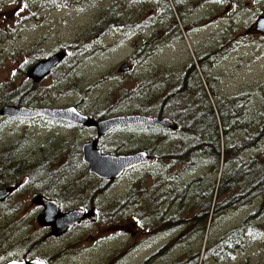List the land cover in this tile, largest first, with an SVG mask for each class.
Instances as JSON below:
<instances>
[{
    "label": "rangeland",
    "instance_id": "obj_1",
    "mask_svg": "<svg viewBox=\"0 0 264 264\" xmlns=\"http://www.w3.org/2000/svg\"><path fill=\"white\" fill-rule=\"evenodd\" d=\"M9 1L0 0V13L9 12L12 6ZM109 1L118 2L119 0H107V2ZM240 2L242 5L241 19L238 20L239 24L233 34L235 37L232 44L222 43L223 48L220 49L221 39H223L221 34L224 33V27L229 25L225 20L222 23L219 22L220 19L225 18L222 15L225 14V7L218 8L216 11H214V7H211L210 23L207 26L190 25L188 30V32H192L190 35L185 30V34H181L178 25L175 27L174 33L166 34L163 37L167 32V22L170 19L161 15L159 20L161 28L158 30L152 28V31L160 32L156 37L159 39L161 37V48L150 50L149 55L141 57L146 59L139 64L137 61L129 60V57L134 53L143 37H147L149 30L127 36V31L118 27L109 33L104 40H101L96 36L100 32L99 27L91 29L90 35H85L86 27L91 22L89 18H92L89 13L87 16L83 14L74 16L75 10L72 7L48 18L45 16V11L36 8L31 0H13V10H19L13 19V26L10 24L12 23L11 20L0 15V97L2 87L5 91L13 89V92L17 88L26 87V95L23 97L26 106L32 104L31 101L42 103V106L50 108H59L63 105L66 108L77 105V111L81 114L102 119L100 121L130 115L132 112H136L135 110H143L145 107L146 95L138 97L133 93L134 90L139 89L137 88L139 82H148L147 87L152 85V82L154 85L160 86L163 75L174 77L178 73H184L187 64L190 62L194 64V58L196 61V53L206 52L207 45L210 56L207 65L210 72L208 79L204 75L201 76L202 85L207 88L209 79L213 81V87L219 97L232 96L240 91L253 92L264 84V37L251 34L249 28L255 24L256 16L262 15L264 1L240 0ZM82 6L83 3L80 8ZM81 11L84 12L85 10ZM65 13L68 16L72 14L71 17L75 18L72 20L70 18V22L64 24V17H67L64 15ZM146 13L143 14L144 17L140 18L144 21H153L154 14L152 16L151 13ZM149 15L152 17L150 16V18ZM92 37H96V39ZM218 40H220V45ZM61 51L67 52L70 56L75 52L74 56L77 57V61H72L70 57H67L51 78L47 77L36 84L27 77V72H24L25 64L28 63L29 66H32L34 60L38 62L54 54H63ZM80 51H87L89 55L85 53L83 58L78 60V57L80 58L82 55V53L80 55ZM210 53L212 54L210 55ZM123 65L128 66L129 70L122 71ZM198 71L200 73L199 69ZM147 87L144 89L149 90ZM31 95L33 96L32 99ZM2 99L3 97H1ZM119 101L121 103H118ZM210 102L213 103V100ZM259 104L260 102L256 97L253 101L255 110ZM0 108L2 107L0 106ZM6 119L12 121H6ZM19 120L0 117V165L6 159L1 158L5 152L12 159V162L18 156L20 157L15 162H21V151L24 148H29L28 145L32 141L41 137L44 133L43 125H47L48 128L52 126L41 118L35 120L31 125L28 121ZM52 120L61 121L59 119ZM75 125L73 124V126ZM118 131L116 130L115 133L111 134V138L99 141V149L102 152L128 155L149 149V151L157 150L160 153V150L165 151L169 146L186 139V136L181 132L172 135L169 131L159 129H155L154 132L148 129ZM61 138H64L67 143L60 145V147L57 146L56 139L51 141L54 150L60 148L59 155L50 156V148L48 152L42 153V156L49 154L45 158L48 169L45 173L34 174V179H37L34 186L36 188L41 187L44 176L48 177L50 182L57 183L66 178V183L69 182L73 186L69 192L76 198L75 202H70L66 206L68 209L75 207L85 209L87 205L92 206L94 202L101 209L98 211L94 223L86 224L85 228H77V230L74 229L77 227L75 226L70 230V234L63 238L61 244L63 256L55 264H102V262L104 264H177L178 261L183 263L185 261L182 259L184 256L187 257V255L196 253L198 250L200 257L203 256L204 251L206 255L217 235L238 226L258 205L255 201L246 208L228 213L222 217L217 225L215 224L211 229L212 232L206 231L202 239L192 237L188 245H169L167 254L161 253L160 257H156L155 253L164 250L169 242L172 243V239H175L173 242H176L178 234H175L172 229L160 228L157 220L145 224L144 222L140 223L141 216L139 218L136 215L133 216L128 203L131 197V189L135 186L138 195L142 194L140 192L152 193L151 199L155 197L156 202L164 201L163 189L160 183L156 181L159 176L158 171L163 164L141 169L140 173H130L127 176L128 181H123V186L116 190L120 193V197L121 194L123 197L126 195L128 197L127 201L120 202L117 200L120 198L115 196V192L107 196L108 188L99 190L101 185L96 184L94 179L97 177L89 174L88 165L81 161L83 144L96 141L94 132L73 131L72 129L68 131L65 129ZM148 141L151 142L147 145ZM155 141L160 143L157 145L160 148H155L152 144ZM13 146L17 148L13 152L14 158L12 157ZM3 151L4 153H2ZM58 166H61L63 171H58ZM25 167L26 164L21 165V168L24 169ZM202 171L203 168L197 173L201 174ZM133 179H141V182L135 183L132 181ZM95 186L99 188H95L96 190L93 192L88 190H92ZM139 187L142 189L139 190ZM66 190L68 187H64V192ZM32 192H36V190H32ZM78 197L85 199L84 201L80 200L82 204H79ZM30 198L29 196L23 197V202L16 205L14 209L17 211L22 207L20 212L24 214ZM190 201L191 198L187 199V202ZM110 204L116 205L113 210H111ZM196 208L195 202L188 204L187 209L190 217L194 215ZM31 209L32 206L28 210L31 211ZM162 209L166 212L174 210L166 202L162 205ZM20 212H16V216L13 217L16 223L13 225V238L21 235L23 225L32 226V229H28V233L35 237L36 231L39 229L37 224L34 225L30 218L22 219L19 216ZM145 217L142 216L143 219ZM0 223H2V218ZM150 226H154L153 228L157 230L156 233H153V228ZM122 227H124V231L121 229ZM183 228L188 231L191 229L188 224H184ZM11 235L10 229L2 230L1 240L6 243L3 244V247L0 246L2 252L3 248H9L8 243H10ZM257 235L249 239L236 256L225 258L218 263L211 259L209 264H264V230L263 233H257ZM45 240L46 236L40 233L38 241L44 242ZM27 241L25 239L26 243H28ZM119 250L121 251L117 256L116 253Z\"/></svg>",
    "mask_w": 264,
    "mask_h": 264
},
{
    "label": "trees",
    "instance_id": "obj_2",
    "mask_svg": "<svg viewBox=\"0 0 264 264\" xmlns=\"http://www.w3.org/2000/svg\"><path fill=\"white\" fill-rule=\"evenodd\" d=\"M79 53H82L81 56L85 53L89 55L87 51ZM36 61L34 60L32 66ZM198 62L201 64V60ZM29 65L25 64L24 72L31 68ZM172 77L163 75L160 80L161 87L154 85L152 81L155 87L151 84L147 87L148 82H139V89L133 93L138 97L146 95L145 107L132 114L167 117L177 126L175 132L169 133L174 135L181 132L186 139L176 142L165 151L160 150L158 155V161L163 165L158 171L156 181L163 189L164 201L156 202L155 197L151 199L152 193L140 192L142 194L138 195L135 186L131 189L128 206L133 216H141L140 223L157 220L160 228L172 229L178 234L176 242L172 239V243L169 242L164 250L155 253L156 257H160L161 253L167 254L169 245H188L192 237L202 239L205 232L211 231L222 217L257 201L258 205L238 226L213 239L206 255L203 250V256L200 257L198 250L184 256L183 263L177 262L209 264L212 259L218 263L236 256L249 239L264 230V84L253 92L240 91L232 96L219 97L213 81L209 79L207 88L202 85V77L198 74L196 65L191 62L184 73ZM204 77L209 78L208 75ZM146 87L149 90L144 89ZM1 89V107L26 106L23 99L26 87L17 88L14 92L13 89ZM154 90L156 92H152ZM256 97L260 102L257 110L253 106ZM212 100L213 103L210 102ZM147 129L152 132L155 130ZM149 142L151 141L147 145ZM152 144L155 148H160L157 147L160 143L155 141ZM145 151L149 153V149ZM150 152L152 153L149 155H154L155 151ZM10 164H13L12 159L8 157L7 165ZM202 168V173L198 174ZM132 181L137 183L141 179ZM189 198L190 202L197 205L191 217L187 209ZM165 202L174 208L172 212L162 209ZM115 206L110 204L111 210ZM91 208L98 211L101 209L98 205L85 207ZM142 216H146L145 219ZM184 224H188L191 229L185 230ZM156 231L153 228V233Z\"/></svg>",
    "mask_w": 264,
    "mask_h": 264
},
{
    "label": "flooded vegetation",
    "instance_id": "obj_3",
    "mask_svg": "<svg viewBox=\"0 0 264 264\" xmlns=\"http://www.w3.org/2000/svg\"><path fill=\"white\" fill-rule=\"evenodd\" d=\"M31 3L36 8H40L43 11H45L46 13L45 16H48V18L58 15L64 12L62 10H68V8H72V7H74L75 10L74 16H79L81 14L87 16L89 13V15L92 16V18H89L91 22L86 27L87 31L85 35L86 36L90 35L91 29H95L99 27L100 32L96 36L97 38H101V40L102 39L104 40L109 33H111L113 30L118 29V27L123 29L124 31H127L126 33L127 36L139 34L144 30H149V32L147 33V37L146 38L143 37L141 43L137 45L134 53L129 57V60L137 61V62H143L144 59L146 58L143 59L141 57L149 55L150 54L149 52H151L150 50L154 48H161V42H160L161 37L160 39L156 37L160 34V32L159 31L154 32V30L152 31V28L156 30L161 28V22H159V20L161 19V15L170 19L168 20L169 22H167L168 23L167 32L164 34L163 37H165L166 34L174 33L175 27L178 25L181 30V34L184 35L185 34L184 30H185L187 34L190 35L192 33L190 31L188 32L190 25L207 26L210 23L211 18L209 17V14L211 13L210 12L211 7H214V11H216L218 8L225 7L224 9L225 14H222L223 16H225V18L220 19L219 22L222 23L225 20L229 25L224 27L223 29L224 33L221 34L223 38L221 39V45H220V40H218L220 49H222L223 48L222 43H226V45L232 44L233 38L235 37L233 34L236 32L239 24L238 20L241 19V8H242L240 0H119L118 2L115 1L107 2V0H31ZM82 3L83 6L80 8ZM9 4L12 5L9 12L8 13L1 12L0 15H2L3 18H8L9 20H11L12 23L10 24L13 26V19L17 16L19 10L18 9L13 10V0L12 1L10 0ZM81 10H85V11L82 12ZM146 12L151 13V15L154 14L153 21H148L145 18L144 19L146 21H144L143 19L140 18V17H144L143 14H147ZM114 13H117V15L114 16ZM261 13L262 15L256 16L255 24L249 28V32L251 34L264 37V11ZM64 15L67 14L65 13ZM151 15H149V17ZM71 16L72 14H69V16L67 15V17H64L65 18L64 24H67V22L69 23L70 18L71 20L72 18H75ZM120 17H121V21H119ZM259 19H263L260 25L257 24V21ZM107 28L110 29L104 35H102V37H99V34ZM92 38L96 39V37H92ZM233 44H238V43H233ZM61 52L64 54V58H65L63 59L64 61L66 60L67 57H70V60L72 61H77V57L74 56L75 52L71 56L65 51H61ZM82 58L83 56H81L80 58L78 57V60ZM209 59L210 56L208 53V45L206 47V52L201 51L199 53H196V61L194 58V64L196 65L197 71L198 69L200 70V73L198 71V74L200 76L209 75L210 69H208V65H207ZM198 60H201V64H199ZM63 62L56 69H59L60 66L63 64ZM189 65L190 63L187 64L186 69L188 68ZM33 66H31V68ZM55 70L38 82H35L34 80L31 79L29 80H31L35 84L39 83L45 80V78L47 77L51 78ZM32 97L33 96L31 95V99ZM31 103L32 104H27L26 107L27 110H30L31 112L33 111L34 113L36 112V110H43L44 108H50V107L42 106V103H33L32 101ZM64 107L65 106L63 105L58 109H62ZM70 107H74L76 110H78L76 108L77 105H73ZM51 108L57 109V107H51ZM35 115L32 114V116ZM32 116L26 119H21V118H19L20 120L18 118L15 119H18L19 121H28L31 125L35 120L41 118L43 120H46L52 126L48 128L47 125L45 124L43 125L44 133H42L41 137L32 141L28 145L29 148H24L21 151V162L19 163L15 162V160L20 156L16 158L13 157V152L17 149L16 146L12 147L13 148L12 157L14 158L13 164L7 165L8 155L6 154V152L4 153L3 151L2 153L4 154L1 155V158L4 157L6 159L0 165V190L9 188L7 190H9L10 192L6 195L5 198L0 200V215L2 218V223H0V246L3 247V244H6L3 240H1V232L3 229L5 228L10 229L12 235H11L10 243H8L9 248L8 249L3 248V252L0 249V264H13V263L55 264V262L56 261L59 262V259L63 256V248L61 247V244L63 243V238L68 234H70V230H72V228H74L75 226L72 227L70 230L64 232L63 234L60 231L59 232L56 231V235H55L53 227L48 225L47 221H45L46 223L44 222V224H40L38 222L39 217L44 212V208H45L44 205L51 204L49 202H53L54 204H57L59 206L58 213L60 215L70 212L71 210L74 209H82V208L75 207L68 209L66 207L67 205H69L70 202L73 201L75 202L76 199L69 192L70 189H73V186L69 182L66 183L67 181L66 178H64V180H60L62 183L61 182L57 183V182H50L48 177L44 176L43 185L39 188H36L34 185L37 179H34L33 176L34 174H42V172L45 173V171L48 169L46 166L47 163L45 162V158L47 155L50 154V156L52 157L59 155L58 152H61L60 148L54 150L51 146V141L56 139V144L58 147H60V145L66 144L67 143L66 140L64 138H61L62 132H64L65 129H68V131L69 129H72L73 131L79 130L86 132H94V135H96V142L98 149H99V141H104L106 139L111 138L112 137L111 134L115 133L116 130H119L118 132H126L125 130H129V129H133L135 131H143L147 128H155L159 130L168 131L167 129H161L159 127H151V126L124 127L113 131L111 130L107 134L99 137L97 134V129L95 127H85V126L82 127L79 125L73 126V124H69L68 122L65 121L50 120L42 116H37V117L36 116L32 117ZM89 118L95 121L102 120V119H96L95 117L92 116H89ZM6 121H12V120L6 119ZM74 127L76 128V130ZM49 148L51 153L44 154L42 156V153H44L45 151L48 152ZM99 150L101 151V149ZM138 152H144L147 155L152 153L150 151L149 153L145 151H138ZM101 153L112 156H120V155H115L116 153L114 152L104 153L101 151ZM135 153H137V151ZM158 155L160 154L155 151L154 155H150L157 158V160L153 164L140 166L138 168L131 170L130 172L129 171L125 172L119 178L116 179L118 181L116 180L102 181L101 179L94 178L96 184L101 185L99 190L101 191V189L108 188L107 196L115 192V196L120 198L117 199L118 201L120 202L127 201L128 200L127 195L123 197V194H121L120 197V193L116 190H118L121 186H123L122 185L123 181H128L127 176L130 173H140L141 169L153 167V166L157 167V165L161 164V161H158ZM22 164H26V167L24 169L21 168ZM57 170L63 171L61 169V166L60 167L58 166ZM64 187H68V190H66L67 192L66 191L64 192ZM95 188H99V187L95 186L94 188H92V190L91 189L88 190L93 192L94 190H96ZM32 190H36V192H32ZM25 196H29L31 198L28 200L29 201L28 208L26 209L25 213L22 214L20 212L22 207H20V209L17 211L14 209V207L16 205H20L23 202V197ZM33 197L34 200L32 201ZM78 199H79V204H82L80 200L82 201L85 200L82 197L81 198L78 197ZM92 205H96V204H92ZM31 206L32 209L31 211H29L28 209H30ZM82 210H84L85 212L93 211L96 214V216H98L97 215L98 210L96 208L82 209ZM18 211L20 212L19 216H21L22 219L30 218L34 223V225L37 224L39 229L36 231L37 235L35 237L31 236L30 233H28V229H32V226L23 225L21 227L22 228L21 235L17 236L16 238H13V225L16 224L13 217L16 216L17 214L16 212ZM86 226H87L86 224H81V225H77V227H75L74 229L75 230H77V228L82 229L85 228ZM121 229L124 231V227H122ZM40 233H43L44 236H46V240L44 242L38 241L40 239ZM27 235L29 236L26 238ZM25 239L28 240L27 241L28 243L25 242ZM13 240L15 241L13 242ZM40 249L41 252H39ZM121 250H119L116 253L117 256ZM102 264L104 263L102 262Z\"/></svg>",
    "mask_w": 264,
    "mask_h": 264
},
{
    "label": "water",
    "instance_id": "obj_4",
    "mask_svg": "<svg viewBox=\"0 0 264 264\" xmlns=\"http://www.w3.org/2000/svg\"><path fill=\"white\" fill-rule=\"evenodd\" d=\"M263 19L257 21L261 23ZM110 28L105 29L99 34V37L104 35ZM64 58L63 54H57L49 59L38 62L33 68L27 71V77L33 79L35 82L41 80L45 76L49 75L57 65L60 64ZM122 71H128L129 68L123 65ZM56 112V113H55ZM36 113V115H35ZM31 112L24 107H11L7 106L0 110V116L7 118H22L26 119L34 114L42 116L48 119H60L65 122H70L79 126L95 127L97 129L98 136H103L116 128L122 127H136V126H152L162 129H168L173 132L177 130L176 124L169 118L153 117L145 115H126L112 117L103 121H95L87 116H84L76 111L75 108H65L61 110L56 109H43ZM57 115V116H56ZM32 116V117H35ZM155 157L149 156L144 152H137L130 155L112 156L101 153L97 147L96 141H91L82 146V162L88 165V172L101 180H115L119 178L123 173L130 171L142 165H149L154 163ZM9 190L0 191V200L6 197ZM51 204L44 205V212L39 217V223L44 224L47 221L48 225L53 227L56 235L57 232L62 234L72 227L81 224H91L96 220V216L93 211L85 212L81 209H75L65 214L60 215L58 212V205L53 202ZM46 223V222H45ZM13 264H34V263H13Z\"/></svg>",
    "mask_w": 264,
    "mask_h": 264
},
{
    "label": "bare ground",
    "instance_id": "obj_5",
    "mask_svg": "<svg viewBox=\"0 0 264 264\" xmlns=\"http://www.w3.org/2000/svg\"><path fill=\"white\" fill-rule=\"evenodd\" d=\"M7 106L13 107V105H7ZM16 107H23V106H16ZM153 117H157V116H153ZM158 118H163V117H158Z\"/></svg>",
    "mask_w": 264,
    "mask_h": 264
}]
</instances>
